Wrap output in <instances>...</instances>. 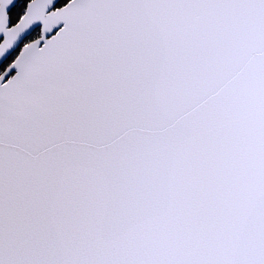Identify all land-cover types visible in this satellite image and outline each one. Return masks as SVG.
Segmentation results:
<instances>
[{"label":"snow or ice","instance_id":"snow-or-ice-1","mask_svg":"<svg viewBox=\"0 0 264 264\" xmlns=\"http://www.w3.org/2000/svg\"><path fill=\"white\" fill-rule=\"evenodd\" d=\"M0 264H264V0H0Z\"/></svg>","mask_w":264,"mask_h":264}]
</instances>
